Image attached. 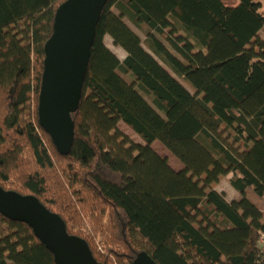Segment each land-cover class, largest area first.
Returning <instances> with one entry per match:
<instances>
[{
  "label": "trees",
  "instance_id": "obj_1",
  "mask_svg": "<svg viewBox=\"0 0 264 264\" xmlns=\"http://www.w3.org/2000/svg\"><path fill=\"white\" fill-rule=\"evenodd\" d=\"M65 1L0 0V187L35 197L100 264H264V212L246 196L264 204V0H108L61 156L37 105ZM229 175L232 201L212 188ZM0 264L55 263L0 214Z\"/></svg>",
  "mask_w": 264,
  "mask_h": 264
},
{
  "label": "water",
  "instance_id": "obj_2",
  "mask_svg": "<svg viewBox=\"0 0 264 264\" xmlns=\"http://www.w3.org/2000/svg\"><path fill=\"white\" fill-rule=\"evenodd\" d=\"M108 0H66L58 6L53 30L44 45L37 116L41 129L61 156H68L74 137L71 115L79 106L91 47ZM0 214L27 225L52 254L55 264H100L84 240L67 233L65 223L35 197L0 187ZM132 264H156L146 253Z\"/></svg>",
  "mask_w": 264,
  "mask_h": 264
},
{
  "label": "rangeland",
  "instance_id": "obj_3",
  "mask_svg": "<svg viewBox=\"0 0 264 264\" xmlns=\"http://www.w3.org/2000/svg\"><path fill=\"white\" fill-rule=\"evenodd\" d=\"M226 5H233L235 3V0H222ZM260 12L262 14H264V3L262 6V9L260 10ZM124 22L126 23V25L135 33L138 35V37L140 38L144 48L146 50H148L147 48V41H146V28L144 26H140V27H136L134 26L131 22H129L128 20H124ZM183 32H180V34H182ZM178 34V35H180ZM261 37L264 39V29L261 31ZM104 43L105 45L120 59L123 58V51L117 47H114L112 45V42L110 40L109 37H105L104 39ZM149 51V50H148ZM157 59V58H156ZM159 61V60H158ZM160 62V61H159ZM163 65V64H162ZM164 66V65H163ZM166 68V66H164ZM177 78V77H176ZM128 79V78H127ZM179 79L185 86H187V84L180 78ZM130 80V79H128ZM188 87V86H187ZM133 140H137L138 138L133 135L130 131L126 132ZM230 134V135H229ZM227 135L230 136L231 141L233 140L234 137V132L232 130H229V132L227 133ZM153 150H155L156 152H158L159 155L161 156H165L169 159V163L170 166L174 169V170H179L180 165L179 163L157 142H155L152 145ZM232 178V175H229L227 177L221 178L220 182L217 185H213L212 188L215 189L218 193H222L225 196V199L227 201H232L235 199L239 198V194L232 188L231 184H230V179ZM246 196L253 202L255 203L260 210H262L264 212V204L261 200H259L254 194L253 192L248 189L246 191Z\"/></svg>",
  "mask_w": 264,
  "mask_h": 264
},
{
  "label": "crops",
  "instance_id": "obj_4",
  "mask_svg": "<svg viewBox=\"0 0 264 264\" xmlns=\"http://www.w3.org/2000/svg\"><path fill=\"white\" fill-rule=\"evenodd\" d=\"M224 4H225V3H224ZM225 5H226V4H225ZM235 5H237L236 0H235V3L233 4V6H235ZM123 53H124V52H123ZM117 56H118V55H117ZM125 56H126V55H125V53H124L123 58H122V59L120 58L119 60L122 61V60L125 58ZM166 69H167V68H166ZM168 71H169V70H168ZM170 73H171V72H170ZM173 76H174V75H173ZM174 77L176 78V76H174ZM176 79H177V78H176ZM177 80H178V81H179V82H180V83H181L186 89L190 90L189 87L185 86V85H184L179 79H177ZM157 143H158V142H157ZM168 153H169V152H168ZM169 154H170V153H169ZM176 161H177V160H176ZM179 165H180V164H179ZM180 168H181V165H180ZM180 168H179V169H180Z\"/></svg>",
  "mask_w": 264,
  "mask_h": 264
}]
</instances>
